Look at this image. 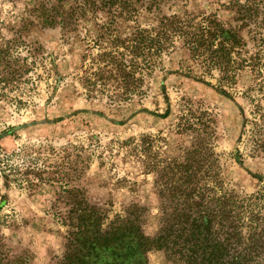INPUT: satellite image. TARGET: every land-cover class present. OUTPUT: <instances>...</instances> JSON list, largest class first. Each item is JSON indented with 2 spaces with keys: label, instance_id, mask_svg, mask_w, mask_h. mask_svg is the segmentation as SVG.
Wrapping results in <instances>:
<instances>
[{
  "label": "rangeland",
  "instance_id": "obj_1",
  "mask_svg": "<svg viewBox=\"0 0 264 264\" xmlns=\"http://www.w3.org/2000/svg\"><path fill=\"white\" fill-rule=\"evenodd\" d=\"M140 2L134 18L117 22L123 36L136 22L152 28L163 17L214 16L240 28L245 45L224 74L173 36L144 70V95L113 103L106 92L89 97L82 84L96 69L93 57L116 35L100 30L111 15H81L74 31L63 33L43 23L44 8L59 0H0V264H59L73 188L106 212V223L132 203L145 206L143 230L154 236L161 215L151 166L191 147L192 121L206 143L197 149L210 169L208 187L240 196L264 191V146L256 142L263 131L264 0ZM240 3L253 15L240 18ZM148 259L175 264L163 250Z\"/></svg>",
  "mask_w": 264,
  "mask_h": 264
},
{
  "label": "trees",
  "instance_id": "obj_2",
  "mask_svg": "<svg viewBox=\"0 0 264 264\" xmlns=\"http://www.w3.org/2000/svg\"><path fill=\"white\" fill-rule=\"evenodd\" d=\"M140 1L59 0L56 6L44 8L43 23L60 26L63 33L74 31L81 15H111L100 30L116 35L109 37V47H102L93 57L96 69L89 75L86 71L82 79L89 97L106 92L113 103H122L144 95V70L173 36L192 55L218 65L224 74L231 68L233 51L245 45L240 28L226 27L214 16L198 22L193 17H163L152 28L136 22L123 36L116 24L134 18ZM239 6L240 18L253 15L246 4ZM261 121L263 131L256 133L259 147L264 146V112ZM193 125L194 121L188 127L196 131V141L190 148L175 159L151 166L160 197L157 233L149 236L144 232L147 208L143 205L132 203L125 215L106 223L104 210L91 204L79 188L68 189L70 207L63 217L66 245L59 264H150L148 253L154 249L163 250L175 264H264V191L240 196L208 187L210 169L202 163L205 154L197 149H204L206 143L201 128Z\"/></svg>",
  "mask_w": 264,
  "mask_h": 264
}]
</instances>
